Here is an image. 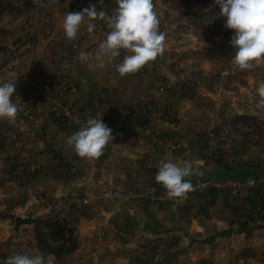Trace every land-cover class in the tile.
I'll list each match as a JSON object with an SVG mask.
<instances>
[{
  "label": "crops",
  "instance_id": "1",
  "mask_svg": "<svg viewBox=\"0 0 264 264\" xmlns=\"http://www.w3.org/2000/svg\"><path fill=\"white\" fill-rule=\"evenodd\" d=\"M40 2L36 3L43 8L40 13L49 20L45 29L54 40L53 50L59 53L51 55L48 43L39 42L40 47L32 48V58L15 66L17 79L28 88L37 79L52 84H45L50 90L36 109L38 117L27 115L16 120L23 138H13L18 154L32 157L33 170L44 171L45 189L55 200L44 204L33 199L25 208L31 205L45 219L57 202L77 198L80 246L64 261L264 264V106L259 104L257 92L264 82L263 70L246 76L236 67H221L205 54L193 53L186 45L189 37L172 33L166 37L162 56L137 73L121 77L116 65L122 61L123 51L115 59L96 58L98 45L109 31L103 21H92L96 28L91 34L86 24L82 25L77 40L67 39L62 28L64 15L90 5L112 14L117 7L114 0ZM25 15L21 17L26 19ZM81 51L88 56L85 62L78 59ZM194 70L200 71V80L191 77ZM57 102L74 114L73 121H66ZM90 116L113 129V142L97 159L100 167L95 161L74 157L75 151L67 143ZM248 127L254 131L249 132ZM225 128L233 129L234 155L238 158L233 164L217 160L200 140L206 131ZM165 138L179 148L173 151L164 147ZM168 160L195 161L203 174L190 177L192 184L237 178L258 180L260 186L234 196L227 191H211L185 201L153 200L152 196L166 192L155 176L161 162ZM118 184L127 196L116 198L112 211H107L101 194ZM85 191L90 207L82 206L80 194L75 196ZM240 222H247L249 229L241 230ZM231 227L232 238L217 239L212 244L200 242ZM99 230L106 235H98ZM121 232H126V237Z\"/></svg>",
  "mask_w": 264,
  "mask_h": 264
},
{
  "label": "rangeland",
  "instance_id": "2",
  "mask_svg": "<svg viewBox=\"0 0 264 264\" xmlns=\"http://www.w3.org/2000/svg\"><path fill=\"white\" fill-rule=\"evenodd\" d=\"M37 2L40 0H11L14 10L11 9V13H0V84L15 79L16 93L13 94L12 101L18 106L16 120L23 119L27 115L37 118L38 105H42V101L48 97L40 90V86H46V81L41 83L35 79L36 81L29 85V89L24 82L17 79L18 69L15 66L22 65L24 61L31 59L34 54L32 48L39 46V42L41 44L48 43V53L51 55L59 53L53 50L54 40L49 39L50 34L45 29L49 20L45 15L42 16L43 14L40 13L43 10L40 7L41 2L36 4ZM153 4L160 21V31L166 33V37L172 36V33L189 37L190 40L186 45L191 47L193 53L197 51L202 56L205 54L206 57L214 59L219 66L226 69L236 67L231 61L235 55V49L229 43L234 33L231 32L227 37L223 35L224 25L220 22V12L215 0H153ZM23 13H26V19L21 17ZM39 16H42L43 19H40ZM39 53L42 51L39 50ZM58 58L60 61L61 56ZM236 68L238 69V67ZM258 70L264 72V59L254 62L253 68L241 70V73H247L246 76L254 75ZM199 73L200 71L194 70L191 77L194 80H200ZM192 83L194 84L191 82V85ZM46 88L42 90L47 93V90L50 89L47 86ZM15 122L0 120V264H4L6 258L12 254L38 249L33 227L31 225L16 226L18 218L22 220L44 219L31 205L28 206V209L25 208L26 204L33 199H36V202L41 199L40 202L44 204L49 201L52 204L55 201L45 189L44 184L47 179H45L44 171L33 170L34 161L28 155L29 153L23 157L18 154L15 147L17 141L13 137L15 136L20 141L23 135L16 129ZM231 130L233 132V129ZM248 130L252 133L254 128L248 127ZM238 135L245 137L242 134ZM73 156L77 157L76 153ZM36 164L38 165V162ZM58 177L60 176L58 175ZM79 194L83 199L82 206L88 207L89 202L84 203L88 196L79 192L75 196L77 197ZM76 200L77 198L65 203L57 202L49 217L67 219L79 233L78 220L81 211L75 205ZM97 233L100 236L106 235L104 230H99ZM43 254L45 257L53 258L54 264H71L69 261H64L66 256L56 258L52 254Z\"/></svg>",
  "mask_w": 264,
  "mask_h": 264
},
{
  "label": "clouds",
  "instance_id": "3",
  "mask_svg": "<svg viewBox=\"0 0 264 264\" xmlns=\"http://www.w3.org/2000/svg\"><path fill=\"white\" fill-rule=\"evenodd\" d=\"M115 3L117 7L112 14L98 11L95 5L69 12L63 16L62 28L67 39L77 40L82 25L86 24L87 32L91 34L96 28L92 21H103L109 31L98 45L96 58L108 56L115 59L123 51V59L116 65L117 72L123 77L137 73L163 55L166 33L160 31L153 0H115ZM215 3L225 18L224 27L234 33L229 42L235 49L232 63L240 70L253 68L254 62L264 59V0H215ZM78 59L85 62L88 56L81 51ZM257 92L259 104L264 106V82L259 84ZM14 93L15 79L0 84V120L15 122L18 106L12 101ZM112 133L113 129L102 119L90 116L78 131L68 137L67 143L78 157L92 161L102 156L109 142H113ZM202 174L195 161L168 160L161 162L155 180L166 189L165 198L183 200L193 191L190 177ZM4 264H54V259L45 257L38 249L25 250L10 255Z\"/></svg>",
  "mask_w": 264,
  "mask_h": 264
},
{
  "label": "built area",
  "instance_id": "4",
  "mask_svg": "<svg viewBox=\"0 0 264 264\" xmlns=\"http://www.w3.org/2000/svg\"><path fill=\"white\" fill-rule=\"evenodd\" d=\"M42 89L44 90L47 89L46 86H40L41 92L45 93L46 96V91H43ZM57 107L59 108L61 114L65 119H67L69 122L74 120L75 118L74 114L70 110H68L60 103H57ZM200 140L207 149L211 150L212 155L217 160L220 161L226 160V162L230 164H233L238 160L237 156L234 155L233 133L230 131V129L225 128L219 131H215V130L206 131L200 136ZM15 145H17V143ZM162 145H164V147L168 148L169 150H173V151L179 148L169 138L163 139ZM93 161H95L97 166L100 167L101 165L100 160L95 159ZM258 186H260V182L258 180L257 181L242 180L237 178L226 179V180L210 179L206 181H201L197 185H193V191L188 193L187 199L188 197L196 195L197 193L211 192V191H218V192L227 191L234 196V195H239L245 191L256 190ZM84 195L88 196V192L85 191ZM126 196H127V192L123 189V187L120 184L115 185L111 192H106V191L103 192L101 197L102 205L105 207L107 211H112L113 209L112 205L114 200L118 197H126ZM165 197H166V192L160 194L159 197L152 196L151 199L162 202H165V200H172V199H167ZM187 199H183V200L185 201ZM87 200L88 199L86 198V200L84 201L85 204L88 203ZM120 235L126 237L127 233L121 232Z\"/></svg>",
  "mask_w": 264,
  "mask_h": 264
},
{
  "label": "trees",
  "instance_id": "5",
  "mask_svg": "<svg viewBox=\"0 0 264 264\" xmlns=\"http://www.w3.org/2000/svg\"><path fill=\"white\" fill-rule=\"evenodd\" d=\"M218 10L221 13V8L218 5ZM14 10L11 0H0V13H11ZM220 16V22L224 25L225 18ZM233 32L224 27L223 35L229 36ZM1 45V44H0ZM51 85L52 82H47ZM66 121H68L66 119ZM31 225L35 232L37 248L40 252L52 254L56 258L73 255L80 246V238L75 226H72L67 219L58 217H49L48 219H16V226ZM240 229L245 231L249 229L250 225L247 222L238 223Z\"/></svg>",
  "mask_w": 264,
  "mask_h": 264
},
{
  "label": "water",
  "instance_id": "6",
  "mask_svg": "<svg viewBox=\"0 0 264 264\" xmlns=\"http://www.w3.org/2000/svg\"><path fill=\"white\" fill-rule=\"evenodd\" d=\"M252 115H254V113H252ZM199 183H200V181L194 183L193 185H197ZM233 234H234V228L231 227L229 230H225V231H222V232H217L214 235H212V237H209V238H207L205 240H202L200 242L202 244H212V242H214L217 239H227V238L229 239V238H232Z\"/></svg>",
  "mask_w": 264,
  "mask_h": 264
}]
</instances>
